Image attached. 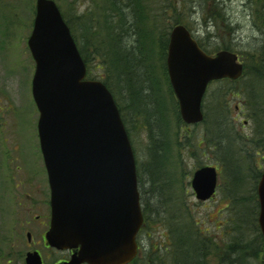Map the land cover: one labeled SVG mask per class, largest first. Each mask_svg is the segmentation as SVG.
<instances>
[{"label":"water","instance_id":"1","mask_svg":"<svg viewBox=\"0 0 264 264\" xmlns=\"http://www.w3.org/2000/svg\"><path fill=\"white\" fill-rule=\"evenodd\" d=\"M27 45L35 63L32 96L50 189L47 243L75 250L66 264H128L137 254L143 215L134 153L113 96L101 81L85 78V63L54 0H35ZM166 68L186 124L203 121L210 82L236 80L243 73L235 53H205L183 25L170 32ZM217 181L215 167L195 170L196 199H211ZM257 195L264 241V172ZM26 261L41 264L37 253Z\"/></svg>","mask_w":264,"mask_h":264},{"label":"trees","instance_id":"2","mask_svg":"<svg viewBox=\"0 0 264 264\" xmlns=\"http://www.w3.org/2000/svg\"><path fill=\"white\" fill-rule=\"evenodd\" d=\"M55 1L59 6L57 0ZM211 1L213 11L215 10L216 12L204 11V17H201L200 21L197 20L196 15L199 14V10L203 14L202 10L206 5L205 0H184L185 11L183 14L185 17L181 16V12H175L168 0H163V2H158L157 0H74L68 13L59 6L86 64L87 77L101 80L110 90L120 110L129 136L128 119L124 114L119 99L121 92H124L126 98L135 104L136 114L139 115L140 119L144 120L147 126L150 140L147 150V173L149 177L147 182L154 188L157 186L160 188L159 197L153 196V194H146L141 169L145 164L137 162L138 187L146 219V226L143 231L148 235L147 239L151 236L149 231L150 223L155 224L161 220L164 229L167 230V208L171 203L168 200L169 197H167V195H170L168 181L170 175L168 177L167 174L174 173L176 169L174 168L173 170L171 167L178 166L179 161L177 158H180L179 152L173 148V143L171 150H169L168 146L174 140L175 146L180 148L182 146L180 139L188 141L190 138L188 133H185L184 138H180L181 133H177V130L174 129L176 133H173V136L171 135L172 140L169 139L168 143H164L166 131H163L159 125L160 115L163 110L157 105H152L149 101L151 100L150 97L154 99V81L152 77L155 72H152V69L155 59L151 54L153 36H157V42L162 54V57H158V63L162 67L161 72L166 78L167 84L169 82L165 68L166 48L169 32L177 24H183L191 32L193 31L199 46L209 54L219 50H228L240 55L245 67L243 76L236 81L219 80L215 84H227L223 93L246 101V105L250 110L249 118L254 124L253 133L249 138L239 137L238 139L246 144V147L244 144L237 143L238 150H235L234 145L236 143L233 142L232 138V134L235 135V133L230 128L231 119L224 107L221 106L220 108V105L219 107L217 106L215 118L212 119V116H208L209 110L207 109V102H205V120L203 122L207 124L210 122L209 120L215 121V128L213 125L215 137L207 139L204 153L208 150L212 156L215 157L216 155V160L219 162L218 167L222 169L224 178L227 180V177H229L233 180V183L237 182L238 178L236 174H232L235 171L230 169V166L233 167L234 165L241 170L245 168L246 171L247 167L251 166L250 171H253V162H256L255 159L259 153H264V0H247L251 20L255 22L256 29L261 32V38L257 43L248 47L244 53L237 52L235 44L232 42V30L236 32V27L230 26L228 22L224 0ZM85 5L89 10L81 11L80 8H84ZM95 8H97L98 13L101 12L102 16L106 14L114 22H107V28L101 29V32H104L103 42L98 40L100 32H97L96 22H88L90 23L88 39L91 48L93 47L92 51H88L89 49L84 47V39L87 38L82 34L84 39L80 41L75 33V22L82 29V33L85 26L86 13L95 11ZM215 22L225 23L231 34L228 39H220L212 34L210 30L211 26L213 28L216 26ZM195 23H197L196 28ZM103 46L105 49L103 50L102 48L100 50L99 47ZM96 59L98 60L96 68L103 71L98 77H94L92 70L90 71V65ZM240 82L245 85L236 88V85ZM168 86V92L174 99L170 85L168 84ZM174 106L177 122L179 125L185 126L179 116L177 105L175 104ZM181 129L183 130V128ZM189 130L191 129L186 127L185 132ZM203 141L204 138L201 135L198 144L193 142L194 147L197 150L204 148L202 146ZM229 147L235 150V158H232ZM169 162H172V164L169 165ZM202 164L197 167L202 166ZM261 173L260 171L256 172V182ZM256 182L253 185L252 192L247 193L249 194L247 196L236 192L239 189L238 187H240L238 183L233 184L234 188L232 187V190L229 188L227 198L229 199L230 216L224 222L223 233L219 234V238L205 235L199 228L195 229L192 225H190L188 230L181 231L177 225L178 218L171 214V217L169 216L168 218L169 223H171V228L169 225L170 233L168 232L170 235L169 246L164 247L163 241V253L159 251L157 259H154L153 256H148L146 251L141 258H136L131 264H264V241L257 223L259 207L256 195ZM159 198L161 199L158 200ZM152 199L155 204H153ZM156 202H158V205H156ZM159 212H161L162 218L159 219L153 216L154 214L158 215ZM230 224L233 225L230 226ZM179 225L182 227L186 226L183 222ZM211 260L214 263H209Z\"/></svg>","mask_w":264,"mask_h":264},{"label":"rangeland","instance_id":"3","mask_svg":"<svg viewBox=\"0 0 264 264\" xmlns=\"http://www.w3.org/2000/svg\"><path fill=\"white\" fill-rule=\"evenodd\" d=\"M73 1L57 0L60 8L67 13L71 10ZM157 1L163 2V0ZM168 1L175 12L179 11L181 16L185 17L183 14L185 11L184 0ZM205 2V8L202 10L203 14L199 10V14L196 15L198 21H200L201 17H204V11L211 13L215 11H213L211 0H205ZM34 7L35 0H0V234L3 233L2 235L20 234L23 205L32 210L31 214H27V217L24 216V218L30 220L34 215L44 212L41 208L49 197L47 176L37 131L38 111L32 97V77L35 64L27 46L34 19ZM86 7L85 5L80 10L88 11L89 8ZM224 7L230 26L236 27V32L232 30V42L235 44V49L237 52L244 53L248 47L257 43L261 38V32L256 29L255 22L251 20L248 2L247 0H224ZM100 13L97 12V8H95V11L86 13L85 26L82 33V29L75 22V33L80 41L84 39L82 34L87 38L84 39V47L88 48V51L93 50L88 39L90 34V23L88 22H96L97 32H100L98 40L102 42L104 32H101V29L107 28V22H114L106 14L102 16ZM191 17L193 18L192 15ZM215 23L216 26L214 28L211 26L210 31L212 34L220 39H228L231 34L225 23ZM191 26L193 25L191 24ZM196 27L197 23H195ZM147 28L149 27L147 26ZM197 34L200 36L199 33ZM102 48L103 50L105 49L104 46L99 47L100 50ZM151 51L155 59L152 69V72H155L152 77L154 81V99L150 97L151 100L149 101L152 105H157L163 110L161 115L159 114V125L163 131H166L165 143H168L169 139L172 140L171 135L173 136V133H181L180 138H184L185 133L190 134L188 141L185 139L187 142L180 139L182 144L180 148L175 146L174 140L168 146L169 150H171L173 143L174 150H177L180 154V158H177L179 165L171 167L176 170L174 173L167 174L168 177L170 175V179H168L170 195H167L169 197L168 200L171 202L168 209L169 215L171 217V214H174L178 218L177 225L181 231L188 230L190 225H192L195 229L199 228L205 235L213 236L214 238L218 237L220 233H223L224 222L230 216L229 199L227 198L229 188L232 190V187L234 188L233 184L238 183L240 187H238V190H236L237 188L235 189L236 192L243 193V196L249 195L247 193L252 192L253 185L256 182V172L264 170V153H259L255 159L256 162H253V171H250L251 166L247 167V171L245 168L241 170L234 165L233 167L230 166V169L235 171L232 174L237 175L238 181L233 183V180L229 177L226 180L222 169L218 167L219 162L216 160V155L215 157L212 156L208 150L204 153L207 139L215 137L213 128L215 121L209 120L210 122L207 124L203 122L194 125L190 128L191 130L185 132L186 127L179 125L177 122L174 106L176 100L168 92L169 83L167 84L166 78L161 72L162 67L158 63V57H162V54L156 35L153 36ZM97 61L96 59L90 65V71L92 70L94 77H98L99 74L103 73L102 70L96 68ZM244 85V83L240 82L236 85V88ZM225 86H227L225 83L211 84L207 90L204 103L207 102L208 116H212V119L215 118L216 107H219V105L220 108L221 106L224 107L231 119L230 128L235 133V135L232 134L233 142L236 143L234 147L235 150H238L237 143L244 144L238 138H249L253 133L254 124L249 118L250 110L246 105V101L223 93ZM119 99L124 114L128 119L136 160L139 164H145L141 167L143 182H145L144 190L147 195L153 194V196L159 197L160 188L158 186L154 188L147 182L149 181L147 150L150 145L147 126L144 120L140 119L139 115L136 114L135 104L126 98L124 92L120 93ZM174 129L177 131L175 132ZM201 135L204 138L202 143L204 148L197 150L193 142L198 144ZM244 146L246 147V144ZM235 150L229 147L232 158L236 157ZM201 163H203L202 165L218 167L220 175L217 193L207 202L197 201L190 186L193 171ZM171 164L172 162H169V165ZM20 198L21 200H19ZM21 203L22 205H20ZM39 204L42 205L39 206ZM153 204H155V201H153ZM156 205H158V202H156ZM181 222L186 226L182 227L179 225ZM150 225L151 236L149 239L143 240V246L144 248L148 247L146 248L148 256H153L154 259H157V253L159 251L163 253L162 242L165 239V234L168 233L164 229L161 220L155 224L150 223ZM232 225L230 224V226ZM209 263H214V261L211 260Z\"/></svg>","mask_w":264,"mask_h":264},{"label":"flooded vegetation","instance_id":"4","mask_svg":"<svg viewBox=\"0 0 264 264\" xmlns=\"http://www.w3.org/2000/svg\"><path fill=\"white\" fill-rule=\"evenodd\" d=\"M21 200V198L19 199ZM39 203V202H38ZM43 204V203H42ZM42 204H39L41 206ZM22 205V203L20 204ZM44 211L41 214L34 215L30 220L24 218L27 214H31L32 210L23 205V213L21 214L20 234H0V264H27V255L29 253H37L42 264H66L70 261L75 250L56 249L51 247L46 240V233L50 228V203L49 197L45 200L41 208ZM169 219H166L167 233H170ZM146 219L144 218L143 226L137 235L138 253L137 258H141L146 248L143 246V240L148 235L144 233ZM5 231L4 229H2ZM165 234L164 247L170 244V235ZM140 263V262H138ZM87 264V263H82Z\"/></svg>","mask_w":264,"mask_h":264},{"label":"bare ground","instance_id":"5","mask_svg":"<svg viewBox=\"0 0 264 264\" xmlns=\"http://www.w3.org/2000/svg\"><path fill=\"white\" fill-rule=\"evenodd\" d=\"M164 143H165V138H164ZM152 215H153V214H152ZM153 216L156 217V218H159V219L162 218V217H161V212H159L158 215L154 214ZM164 216L166 217V215H164Z\"/></svg>","mask_w":264,"mask_h":264}]
</instances>
